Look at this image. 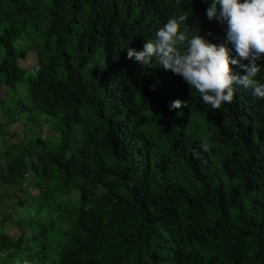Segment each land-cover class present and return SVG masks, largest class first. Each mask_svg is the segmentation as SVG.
<instances>
[{"label": "trees", "instance_id": "obj_1", "mask_svg": "<svg viewBox=\"0 0 264 264\" xmlns=\"http://www.w3.org/2000/svg\"><path fill=\"white\" fill-rule=\"evenodd\" d=\"M208 6L0 0V85L20 113L61 114L56 142L0 153V183L26 211L17 236L0 228V264H264V99L239 86L213 109L181 76L127 55L185 14L190 32L236 57ZM177 99L186 105L172 109Z\"/></svg>", "mask_w": 264, "mask_h": 264}, {"label": "clouds", "instance_id": "obj_2", "mask_svg": "<svg viewBox=\"0 0 264 264\" xmlns=\"http://www.w3.org/2000/svg\"><path fill=\"white\" fill-rule=\"evenodd\" d=\"M207 18L226 25V39L237 54L230 55L225 44L211 43L186 27L185 14L173 15L160 28L154 39L145 42L143 49L129 48V59L141 65H162L181 76L199 93L204 104L220 109L231 103L239 86L252 89L253 94L264 99V82L257 79L264 71V0H208ZM247 60L248 63H242ZM231 66H239L240 74ZM186 102L179 99L171 104L179 109Z\"/></svg>", "mask_w": 264, "mask_h": 264}, {"label": "rangeland", "instance_id": "obj_3", "mask_svg": "<svg viewBox=\"0 0 264 264\" xmlns=\"http://www.w3.org/2000/svg\"><path fill=\"white\" fill-rule=\"evenodd\" d=\"M27 41L19 44L14 43V46L26 49ZM2 54L3 50L0 45V55ZM36 62L37 58L35 54L29 50L25 59L20 61V65L27 71H31ZM0 80H2L1 75ZM6 89L4 85H0V96L3 100V105L0 108V122L6 123L9 121L10 126L8 128L5 127L6 129H4L3 132V134H5L0 136V153L4 152L5 144L8 142L18 143L24 140V142L28 143L30 139H34L41 135L42 137H47L53 140V142H56L57 137L60 136L59 127L61 114H57L55 117H49L37 111L20 113L14 108L15 101L7 95ZM24 96L25 87L21 86L17 98L22 99ZM21 101L23 104L29 105V100L27 98H23ZM9 111L11 115H9ZM47 119L49 120L48 123H46ZM3 128L4 127H2V130ZM76 138L77 136L74 134L73 139ZM0 164L2 167L4 166V157L0 160ZM31 191L34 193V188H32ZM76 195V192H74L73 196ZM23 198L24 196L22 193L14 191L13 188L0 183V228L5 229L12 237L17 236L18 230H21V228H17L15 224L20 219L24 218L26 213L25 208H20L18 206V200Z\"/></svg>", "mask_w": 264, "mask_h": 264}]
</instances>
